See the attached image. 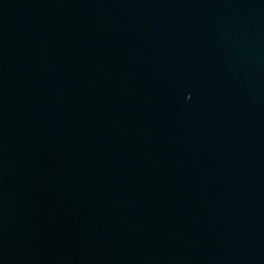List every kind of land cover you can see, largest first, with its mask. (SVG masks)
<instances>
[{"label":"water","instance_id":"95a60500","mask_svg":"<svg viewBox=\"0 0 264 264\" xmlns=\"http://www.w3.org/2000/svg\"><path fill=\"white\" fill-rule=\"evenodd\" d=\"M0 264H264V0H0Z\"/></svg>","mask_w":264,"mask_h":264}]
</instances>
